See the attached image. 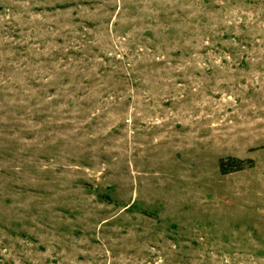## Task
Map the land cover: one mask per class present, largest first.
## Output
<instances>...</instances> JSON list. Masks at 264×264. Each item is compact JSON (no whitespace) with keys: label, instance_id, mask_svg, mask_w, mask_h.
Here are the masks:
<instances>
[{"label":"rangeland","instance_id":"1","mask_svg":"<svg viewBox=\"0 0 264 264\" xmlns=\"http://www.w3.org/2000/svg\"><path fill=\"white\" fill-rule=\"evenodd\" d=\"M0 264H264V0H0Z\"/></svg>","mask_w":264,"mask_h":264},{"label":"trees","instance_id":"2","mask_svg":"<svg viewBox=\"0 0 264 264\" xmlns=\"http://www.w3.org/2000/svg\"><path fill=\"white\" fill-rule=\"evenodd\" d=\"M252 160L239 159L236 157L228 156L226 158L219 159V168L221 173H227L230 171L242 170L246 165L251 166Z\"/></svg>","mask_w":264,"mask_h":264}]
</instances>
